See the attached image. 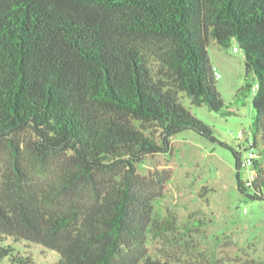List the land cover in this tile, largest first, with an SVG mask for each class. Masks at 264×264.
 Instances as JSON below:
<instances>
[{
    "label": "trees",
    "instance_id": "1",
    "mask_svg": "<svg viewBox=\"0 0 264 264\" xmlns=\"http://www.w3.org/2000/svg\"><path fill=\"white\" fill-rule=\"evenodd\" d=\"M210 42H235L256 80L258 155L236 181L264 201V0H0V264H35L8 239L56 264H168L135 256L173 226L137 166L186 130L216 141L179 98L221 111Z\"/></svg>",
    "mask_w": 264,
    "mask_h": 264
},
{
    "label": "rangeland",
    "instance_id": "2",
    "mask_svg": "<svg viewBox=\"0 0 264 264\" xmlns=\"http://www.w3.org/2000/svg\"><path fill=\"white\" fill-rule=\"evenodd\" d=\"M207 53L220 75L214 86L224 104L221 111L194 106L183 95L179 98L194 117L213 128L216 141L186 130L170 139V153L148 156L137 166L141 176L154 180L151 216L173 226L145 233L143 255L135 256L168 264H264V201L239 192L236 175L247 180L249 171L237 169L232 154L242 155L245 138L238 135L246 137L251 130L256 80L246 71L235 42L229 48L210 42ZM259 162L264 170V156ZM158 177L166 180L159 184ZM7 243L35 264L59 260L57 253L40 245L10 239Z\"/></svg>",
    "mask_w": 264,
    "mask_h": 264
},
{
    "label": "built area",
    "instance_id": "3",
    "mask_svg": "<svg viewBox=\"0 0 264 264\" xmlns=\"http://www.w3.org/2000/svg\"><path fill=\"white\" fill-rule=\"evenodd\" d=\"M214 76L216 79H218L220 76L217 69H215V68H214ZM248 136L249 135H246V137H244L243 133H239L238 139H244L245 138V143H246V141L249 140ZM250 145H251V141L249 140V143L245 144L243 153L239 159V168L249 171V178L247 179L249 181L253 178L251 168L253 165V161L257 158L256 152L250 148Z\"/></svg>",
    "mask_w": 264,
    "mask_h": 264
}]
</instances>
